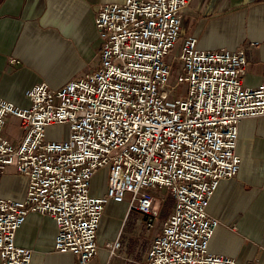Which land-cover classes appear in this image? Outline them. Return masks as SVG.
I'll list each match as a JSON object with an SVG mask.
<instances>
[{"label":"built area","instance_id":"2783aa9c","mask_svg":"<svg viewBox=\"0 0 264 264\" xmlns=\"http://www.w3.org/2000/svg\"><path fill=\"white\" fill-rule=\"evenodd\" d=\"M189 1L100 4L96 69L59 88L32 86L27 107L0 97V173L13 167L27 178L22 198L0 197L2 264H30L32 251L15 243L30 212L54 220L56 251L87 264L105 205L126 202L153 227L156 189L166 190L173 206L145 264H237L208 250L218 221L207 207L220 181L239 171L238 124L264 116V82L243 84L246 47L200 49L195 37L181 38ZM178 84L185 93L171 99ZM9 116L23 130L16 144L2 134ZM55 124L68 125L67 137L48 139ZM101 169L105 186L95 194ZM108 246L113 251L120 242Z\"/></svg>","mask_w":264,"mask_h":264},{"label":"crops","instance_id":"0c3cea01","mask_svg":"<svg viewBox=\"0 0 264 264\" xmlns=\"http://www.w3.org/2000/svg\"><path fill=\"white\" fill-rule=\"evenodd\" d=\"M123 2L0 0V97L27 107L25 91L32 86L44 82L59 88L96 69L98 6ZM188 35L197 39L200 49L246 47L243 84L253 87L264 82V0H190L181 38ZM18 122L9 116L2 132L13 144L23 135ZM236 154L240 158L237 175L220 181L207 207L218 221L208 250L230 256L237 264H264V116L239 122ZM14 174L18 173L13 167L0 173L1 198L23 197L25 176L18 175L22 180L18 189ZM104 186L105 177L100 192L93 186L91 190L101 194ZM122 203L105 205L97 230V252L87 264H145L153 236L166 217L156 227L155 220L148 227L144 216ZM55 235L50 216L30 212L16 230L15 243L32 251L30 264H78L75 254L55 250ZM115 239L120 246L111 251L108 244Z\"/></svg>","mask_w":264,"mask_h":264},{"label":"rangeland","instance_id":"374dc122","mask_svg":"<svg viewBox=\"0 0 264 264\" xmlns=\"http://www.w3.org/2000/svg\"><path fill=\"white\" fill-rule=\"evenodd\" d=\"M172 53L178 54L177 45L172 49ZM178 68H179V63L175 62L173 75L177 74ZM184 90H185L184 86L182 84H178L176 86L175 91L173 92V96L171 97V99H174V98L178 97L179 95H184V93H185ZM67 134H68V125L67 124H55V125H52L51 127H49L47 129L48 139L59 140L61 138L67 137ZM18 175L20 177L23 176L21 174H14V176L12 177V180L15 181V183H17V185H18L17 188L19 189V187L21 186L22 180H21V178H19ZM104 177H105V169H101V170H99V172L97 173V175L94 177V179L92 181V186L95 187L98 192H100L102 190ZM22 179L25 180L26 185H27V178L22 177ZM154 194L156 196V201L154 203V207L158 211V216L155 218V225H154L156 227L157 225H159L160 220L163 219L164 217H166L167 213H169L172 198H171L170 194L164 189L163 190L156 189L154 191ZM121 206H122V210L125 211V204L122 203Z\"/></svg>","mask_w":264,"mask_h":264},{"label":"trees","instance_id":"16d2710c","mask_svg":"<svg viewBox=\"0 0 264 264\" xmlns=\"http://www.w3.org/2000/svg\"><path fill=\"white\" fill-rule=\"evenodd\" d=\"M172 205H173V199H171V206H170V209H171ZM170 209H169V210H170Z\"/></svg>","mask_w":264,"mask_h":264}]
</instances>
